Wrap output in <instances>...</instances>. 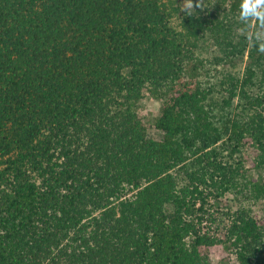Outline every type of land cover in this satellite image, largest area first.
Here are the masks:
<instances>
[{
    "label": "trees",
    "instance_id": "1",
    "mask_svg": "<svg viewBox=\"0 0 264 264\" xmlns=\"http://www.w3.org/2000/svg\"><path fill=\"white\" fill-rule=\"evenodd\" d=\"M240 3L0 0V264H264Z\"/></svg>",
    "mask_w": 264,
    "mask_h": 264
},
{
    "label": "clouds",
    "instance_id": "2",
    "mask_svg": "<svg viewBox=\"0 0 264 264\" xmlns=\"http://www.w3.org/2000/svg\"><path fill=\"white\" fill-rule=\"evenodd\" d=\"M239 18L246 25L250 19H255L261 27H264V0H241ZM249 39L258 42L259 50L264 51V33L256 32Z\"/></svg>",
    "mask_w": 264,
    "mask_h": 264
},
{
    "label": "rangeland",
    "instance_id": "3",
    "mask_svg": "<svg viewBox=\"0 0 264 264\" xmlns=\"http://www.w3.org/2000/svg\"><path fill=\"white\" fill-rule=\"evenodd\" d=\"M159 109V104L157 103H153V104H149L146 106L145 111L147 114H149L150 116H156L157 115V110ZM150 136L152 137H158V133L152 129L150 131ZM255 212L257 213V215L259 217H263L264 216V201L262 203H260L256 208H255Z\"/></svg>",
    "mask_w": 264,
    "mask_h": 264
}]
</instances>
